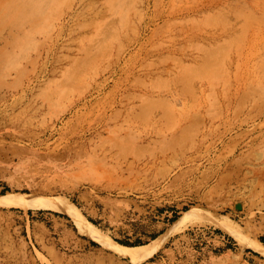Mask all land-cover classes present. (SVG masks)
<instances>
[{"label": "rangeland", "instance_id": "obj_1", "mask_svg": "<svg viewBox=\"0 0 264 264\" xmlns=\"http://www.w3.org/2000/svg\"><path fill=\"white\" fill-rule=\"evenodd\" d=\"M208 1L0 0V195L67 198L129 247L205 212L134 263L0 204V264H264V2L246 27Z\"/></svg>", "mask_w": 264, "mask_h": 264}, {"label": "bare ground", "instance_id": "obj_2", "mask_svg": "<svg viewBox=\"0 0 264 264\" xmlns=\"http://www.w3.org/2000/svg\"><path fill=\"white\" fill-rule=\"evenodd\" d=\"M251 0H230L232 6L235 4L239 7V12L242 18H244L246 27H250V17L253 16V12L248 6L252 5ZM264 2V0H261ZM226 0H210L202 6H198L194 9L195 13H201L203 9H207L212 6H224ZM258 2H256V5ZM248 5V6H247ZM211 39H213L210 36ZM100 84V83H99ZM30 87V86H29ZM32 89V88H31ZM23 93V92H22ZM21 93V94H22ZM23 98V97H22ZM18 99V98H17ZM16 99V100H17ZM239 202V201H238ZM242 203V202H241ZM0 204L6 206H16L25 209H49L58 212L65 213L70 216L78 231L83 235L87 236L95 241L102 243L107 249L114 252L115 254L127 257L134 263H140L149 260L153 257L166 243L168 238L175 233L184 230L189 225L204 223L205 212L193 209L183 216L179 217L171 229L164 235L154 239L151 243L144 246L129 247L121 245L115 242L109 235L103 232L97 225L88 220L83 213L75 206L70 200L61 196L49 197L39 195H28L21 193H9L6 195H0ZM239 211V210H238ZM211 222L224 229L229 234H235L227 220L219 219L218 217L212 216ZM253 248L264 255V245L254 244Z\"/></svg>", "mask_w": 264, "mask_h": 264}]
</instances>
